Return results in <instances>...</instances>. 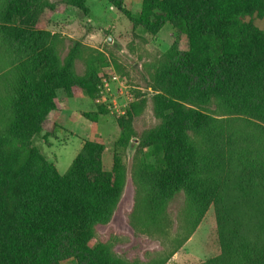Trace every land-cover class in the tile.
Here are the masks:
<instances>
[{
  "label": "trees",
  "instance_id": "trees-1",
  "mask_svg": "<svg viewBox=\"0 0 264 264\" xmlns=\"http://www.w3.org/2000/svg\"><path fill=\"white\" fill-rule=\"evenodd\" d=\"M63 1L88 13V0ZM107 2L147 34L155 35L165 26L179 31L156 74L154 102L160 127L148 137L136 138L122 124V141L135 140L141 148L155 151L157 173L150 184L143 162L133 168L139 190L130 222L150 238L166 236L165 253L146 263L126 261L103 242L91 244L98 228L112 221L123 194L117 169L103 168L105 146L85 142L62 175L34 141L48 130L50 115L60 109L59 93L68 98L80 93L91 96L96 74L79 77L75 68L83 54H77L79 45L64 57L53 48L56 37L48 43L50 34L36 18L38 11L48 7V0H0V65L6 64L9 54L13 58L29 55L10 64L18 75L11 77L9 86L13 100L0 108V264L67 260L167 264L191 238L212 203L220 230L227 222L241 223L234 218L239 213H234L229 195L234 189L247 196L249 190L242 188L243 177L234 184L223 168L220 175L216 161L222 153L215 150L224 137L218 130L241 135L244 121L264 130V30L255 22L264 20V0H142L137 14L126 8V0ZM181 34L188 39L187 51L180 49ZM230 115L245 120H224ZM85 117L97 126L95 113ZM53 125L51 133L56 129ZM249 125L245 123V128ZM243 150L235 156L240 165L248 163ZM259 160L264 170V154ZM182 194L180 225L173 232L168 209ZM242 198L241 194L239 207L245 203ZM233 233L227 239L222 232L226 243L222 257L202 264H264V249L245 244L240 233Z\"/></svg>",
  "mask_w": 264,
  "mask_h": 264
},
{
  "label": "rangeland",
  "instance_id": "rangeland-1",
  "mask_svg": "<svg viewBox=\"0 0 264 264\" xmlns=\"http://www.w3.org/2000/svg\"><path fill=\"white\" fill-rule=\"evenodd\" d=\"M47 6L38 11L36 18L39 27L50 34L48 43L51 44L53 37H56L58 42L52 47L58 52L62 51L64 57L79 45L77 54H83L81 59L75 61L76 71L79 77L86 79L96 74L97 86L96 89L93 87L91 96L80 93L76 98H68L59 93L60 109L50 115L48 130L35 139L34 145L62 175L68 172L85 142L105 146L103 168L113 172L117 169L118 176L123 179V194L112 221L98 228L97 237L91 244L103 242L112 248L115 256L123 260L146 263L165 253L166 236L156 234L150 238L131 224L130 218L137 206L139 190L132 175L136 163L143 162V169L149 171V183L156 179L155 151L141 148L135 140L122 141L123 127H127L131 136L136 138L148 137L160 127L161 121L156 115L154 102L157 95L156 74L179 31L165 26L155 35L147 34L135 28L107 0H88L86 14L63 0H48ZM141 7L142 0H126V8L134 14ZM255 22L264 30V20ZM180 49L188 50V39L184 34L180 35ZM27 59V54L19 58L9 54L6 64L0 65V108L2 103L13 100V89L9 86L11 77L13 79L18 75L17 69L10 64ZM103 80L108 83L106 87ZM91 113L99 117L97 126L85 117ZM243 118L230 115L224 120L239 122L244 121ZM245 123L249 125V121L241 122V135L218 130L224 137L221 138L222 145L218 140L219 146L215 147L216 154L222 153L221 159L215 157L220 175L223 168L226 170L225 177L231 176L234 184L239 183V176L243 177L242 188L245 186L249 190L247 196L238 190L230 191L229 201L234 213H239V217L234 218L241 219L240 225L227 222L220 230L216 206L212 203L191 238L167 264H202L221 258L226 246L221 239L222 232L228 239V235L235 236L233 232L236 231L244 237L245 244L264 249V170L260 168L259 160L264 154V130L255 125L245 128ZM53 124L56 129L51 133L54 131ZM48 132L51 133L49 137L46 135ZM234 140L240 144L233 143ZM238 149H245L243 152L248 153L247 164L240 165L235 160ZM241 194L242 199L246 200L239 207L236 204ZM183 202L182 194L169 206V213L174 220L173 232L179 229L178 214ZM245 213L249 217L245 218ZM62 264L76 263L67 260Z\"/></svg>",
  "mask_w": 264,
  "mask_h": 264
},
{
  "label": "built area",
  "instance_id": "built-area-1",
  "mask_svg": "<svg viewBox=\"0 0 264 264\" xmlns=\"http://www.w3.org/2000/svg\"><path fill=\"white\" fill-rule=\"evenodd\" d=\"M103 81H104V87H106L108 85V83L106 80H103Z\"/></svg>",
  "mask_w": 264,
  "mask_h": 264
},
{
  "label": "water",
  "instance_id": "water-1",
  "mask_svg": "<svg viewBox=\"0 0 264 264\" xmlns=\"http://www.w3.org/2000/svg\"><path fill=\"white\" fill-rule=\"evenodd\" d=\"M109 42H110V43L112 42V39H111V38L109 39Z\"/></svg>",
  "mask_w": 264,
  "mask_h": 264
}]
</instances>
